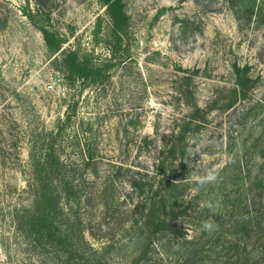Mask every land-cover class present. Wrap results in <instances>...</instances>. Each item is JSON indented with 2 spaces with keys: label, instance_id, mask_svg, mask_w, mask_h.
I'll list each match as a JSON object with an SVG mask.
<instances>
[{
  "label": "rangeland",
  "instance_id": "1",
  "mask_svg": "<svg viewBox=\"0 0 264 264\" xmlns=\"http://www.w3.org/2000/svg\"><path fill=\"white\" fill-rule=\"evenodd\" d=\"M121 1L127 23L116 48L101 0H0V264H135L142 242L130 229L132 210L146 194L133 182H158L162 148L194 106L204 109L226 96L235 65L249 72L248 98L201 113L207 120L199 130L191 125L184 160L194 173L191 187L222 176L263 130L264 22L238 21L227 0ZM41 26L54 35L51 46ZM70 52L74 59L115 64L98 84L69 87ZM73 107L62 156L68 164L81 162L79 148L87 143L94 160L81 201L61 202L65 218L72 217L71 248L20 227L17 215L35 203L31 153ZM107 181L113 186L100 194Z\"/></svg>",
  "mask_w": 264,
  "mask_h": 264
},
{
  "label": "trees",
  "instance_id": "2",
  "mask_svg": "<svg viewBox=\"0 0 264 264\" xmlns=\"http://www.w3.org/2000/svg\"><path fill=\"white\" fill-rule=\"evenodd\" d=\"M101 1L108 10L110 36L114 37L112 45L116 37V48H120L122 25L126 27L127 23L122 1ZM227 2L238 21L247 19L249 23L258 25L264 22V0ZM39 28L51 46L54 35L44 26ZM116 48H111L112 53ZM70 55L68 60H73L67 63L68 71L64 74L69 87H75L79 81L98 84L105 77L106 70L115 64L95 63L90 57L74 59V52ZM234 74V86L226 96L212 100L204 109L194 106L189 120L175 135L174 141L162 148V156L155 163L154 173L159 177L158 182H133L134 190H138L141 197L146 194L132 210L130 229L142 242L135 264H264V127L251 138L247 147L249 151L246 149V154L232 167L224 168L222 176L195 181V188L191 187L194 173L184 162L191 125H195L194 130H199L209 111L218 106L221 110H229L248 98L252 80L247 68L235 65ZM258 105L260 103L249 107L243 115L248 118ZM71 112L75 113L74 107L65 121L59 122L56 132L49 134L48 141L31 153L37 184L35 203L33 208L24 209L17 216L20 227L26 224L36 235L59 245L70 242L74 248L70 238L72 217L65 218L60 206L63 199L70 207L81 201L83 185L88 180L87 176L93 174L94 148L87 143L81 145V162L75 164H68L62 156L65 149L61 138L72 119ZM248 153L253 155L247 157ZM252 157L256 160L254 164L248 160ZM107 184L108 181L102 183L100 194L113 186ZM190 191L194 193L188 198ZM102 202L107 205L106 201ZM205 222H211L213 230H205ZM189 226L194 231L197 226L198 231L190 235ZM86 255V261L90 262L91 254Z\"/></svg>",
  "mask_w": 264,
  "mask_h": 264
},
{
  "label": "clouds",
  "instance_id": "3",
  "mask_svg": "<svg viewBox=\"0 0 264 264\" xmlns=\"http://www.w3.org/2000/svg\"><path fill=\"white\" fill-rule=\"evenodd\" d=\"M208 179H214V177L209 176ZM203 227L205 230L211 231V230H213L214 225L211 222H205Z\"/></svg>",
  "mask_w": 264,
  "mask_h": 264
}]
</instances>
